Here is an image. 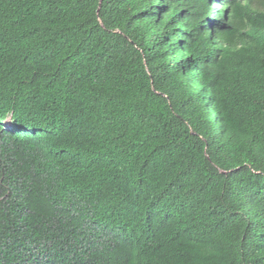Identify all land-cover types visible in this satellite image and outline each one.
Here are the masks:
<instances>
[{"label":"trees","instance_id":"16d2710c","mask_svg":"<svg viewBox=\"0 0 264 264\" xmlns=\"http://www.w3.org/2000/svg\"><path fill=\"white\" fill-rule=\"evenodd\" d=\"M234 4L0 0V264H264V0Z\"/></svg>","mask_w":264,"mask_h":264},{"label":"clouds","instance_id":"9594fccd","mask_svg":"<svg viewBox=\"0 0 264 264\" xmlns=\"http://www.w3.org/2000/svg\"><path fill=\"white\" fill-rule=\"evenodd\" d=\"M204 1V4L208 5L209 8L212 10L210 11L216 18L221 21L227 22L231 19L232 15L239 11L240 6L234 4V0H199ZM242 4H244V0H238ZM222 12H219V11ZM247 19L245 20V22ZM258 35L256 36V40L264 41V28L258 27ZM230 34V33H229ZM245 37L240 39L238 35H234L231 41H233L237 48H240L242 42L244 41ZM2 126L7 130L11 127V122L9 120H3L1 122Z\"/></svg>","mask_w":264,"mask_h":264},{"label":"water","instance_id":"95a60500","mask_svg":"<svg viewBox=\"0 0 264 264\" xmlns=\"http://www.w3.org/2000/svg\"><path fill=\"white\" fill-rule=\"evenodd\" d=\"M100 23H101V20H100ZM101 25H102V23H101Z\"/></svg>","mask_w":264,"mask_h":264}]
</instances>
